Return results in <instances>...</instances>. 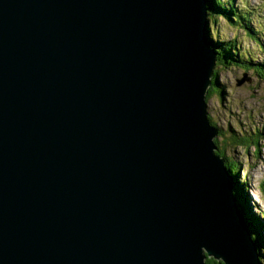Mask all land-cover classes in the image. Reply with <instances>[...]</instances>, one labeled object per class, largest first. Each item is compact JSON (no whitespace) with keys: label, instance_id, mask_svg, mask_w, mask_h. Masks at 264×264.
I'll use <instances>...</instances> for the list:
<instances>
[{"label":"water","instance_id":"1","mask_svg":"<svg viewBox=\"0 0 264 264\" xmlns=\"http://www.w3.org/2000/svg\"><path fill=\"white\" fill-rule=\"evenodd\" d=\"M206 0H0V264H258L206 96Z\"/></svg>","mask_w":264,"mask_h":264},{"label":"rangeland","instance_id":"2","mask_svg":"<svg viewBox=\"0 0 264 264\" xmlns=\"http://www.w3.org/2000/svg\"><path fill=\"white\" fill-rule=\"evenodd\" d=\"M206 2L208 4V0ZM216 2L219 9L223 8V16H207L209 37L213 36L215 41L222 44L234 43L238 56L242 57L244 62H249L250 67L264 64V0ZM231 7L234 13L232 11L231 17L227 19L224 17L227 14L225 8ZM236 12L238 18L244 13L249 16V27H246L245 23L234 22ZM226 44L222 47L227 46ZM216 68L219 71L218 89H214L209 98L212 85L206 96L209 119L212 125L220 130L218 137L214 139L215 144L217 141L216 146L218 145L216 153L220 151L228 163L237 164V173L232 175L228 172L232 179L233 194L237 191L243 197L249 208L248 216L253 217L259 225L260 221L264 226V76L257 73L256 68L245 69L235 64L218 65ZM240 214L252 239L247 218L243 213ZM259 225L257 228L260 230ZM255 247L258 264H264V250H259L256 245ZM208 258L225 264L223 260L207 256Z\"/></svg>","mask_w":264,"mask_h":264},{"label":"trees","instance_id":"3","mask_svg":"<svg viewBox=\"0 0 264 264\" xmlns=\"http://www.w3.org/2000/svg\"><path fill=\"white\" fill-rule=\"evenodd\" d=\"M218 5L219 4L216 2V0H208V4H207L208 15H210L211 18H215L216 15L217 16L218 15L223 16V14L221 13V11H223V8L220 7L221 9H219ZM229 10L231 11V13H230ZM235 10H237V9H235ZM232 11L234 13L233 7H231V8H225V13H227V14H225L224 17L227 18V19H229L231 17V15H232ZM237 12H236V17H235L236 21H234V22H236L237 24H244L245 23L246 24V27H249V26H247V23L250 22L247 19V17L249 18V16L246 13H244L245 15L242 14L238 18ZM212 33H214L213 30H212ZM207 36L209 37V33L208 32H207ZM253 37L256 38L255 35ZM209 40H210L209 41L210 47L213 50H215L216 53H217V67H218V65L225 66V65L235 64V65L243 66L245 69L246 68H253V67H250L249 62H244L243 59H242V57L238 56V53L234 49V43L233 44H228V45L226 43H223V44L222 43H219L218 41H215L214 38H213V36H211V35L209 37ZM224 44H226L227 46L222 47ZM233 50L235 51L234 53H233ZM254 68H256V72L257 73H259L260 75H263L264 76V64H262V65L259 64V65L255 66ZM218 75H219V71L216 68V70H215V77H216L215 78L216 79L215 81L216 82L214 81L213 88H211V90H210V92L208 94V97L209 98H210V94L213 93V90L214 89H218ZM216 144H217V141H216ZM218 154L222 158L224 157V159H226V166H227V169L230 172V174L234 175L235 173H237L236 172V170L238 169L237 164L236 163H228L227 162V158L220 151H218ZM234 194H235V197L238 200L237 201V206L239 205L238 206V209L247 218L248 229L251 232V235H252V239H253L254 244L257 246V248L259 250L260 249H263L264 250V232H263L264 231V229H263L264 226H263V224L260 221H258V222L261 225L257 224L256 220L253 217L248 216V215H250L248 213L249 212V208H248V205L246 204L245 200L243 199L242 196L239 195V193H237V191L234 192ZM258 225L260 226V230L257 228ZM262 229H263V231H262ZM263 256H261V257H263ZM206 263L207 264H222L220 262L214 261L211 258H208Z\"/></svg>","mask_w":264,"mask_h":264},{"label":"bare ground","instance_id":"4","mask_svg":"<svg viewBox=\"0 0 264 264\" xmlns=\"http://www.w3.org/2000/svg\"><path fill=\"white\" fill-rule=\"evenodd\" d=\"M231 42V41H230ZM233 42V41H232ZM210 92V91H209ZM218 147V146H217ZM224 158V157H223ZM225 161H226V159H225ZM237 199V198H236ZM239 206V205H238Z\"/></svg>","mask_w":264,"mask_h":264}]
</instances>
